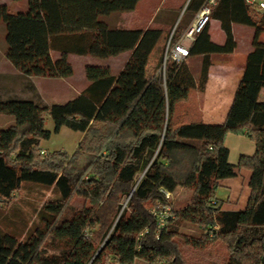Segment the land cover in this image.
<instances>
[{
	"label": "trees",
	"instance_id": "1",
	"mask_svg": "<svg viewBox=\"0 0 264 264\" xmlns=\"http://www.w3.org/2000/svg\"><path fill=\"white\" fill-rule=\"evenodd\" d=\"M26 1L17 11L0 3V22L7 27V57L28 77L71 76L72 53L102 58L131 53L118 74L110 66L88 65L89 84L65 103L49 104L39 94L32 99L0 95V113L16 119L0 127V204L12 202L25 181L54 191L41 209L50 224L73 208L75 197L85 201L79 233L74 241L55 245L56 251L46 246L49 230L39 226L23 238L0 230V264H198L183 245L205 249L217 241L227 245L223 264H264V101L259 98L264 13L246 0H190L186 12L209 6V20L186 58L176 60L170 52L164 60L162 50L152 56L162 28L116 26L105 18L135 10L140 0ZM211 18L220 20L224 44L212 40ZM236 22L254 26L255 35L225 121H174L176 102L192 89H206L211 55L237 47ZM177 30L172 46L188 31L181 22ZM196 55L203 58L198 79L187 60ZM47 115L55 121L54 131L45 127ZM63 126L84 133L77 149L70 154L42 148V140ZM230 132L256 144L255 152L243 154L237 164L225 143ZM244 169L251 171L245 208L223 209L217 189ZM180 186L191 188L212 213L197 221L198 234L182 230L175 209L168 224L158 227L154 210L172 206L166 192Z\"/></svg>",
	"mask_w": 264,
	"mask_h": 264
},
{
	"label": "rangeland",
	"instance_id": "2",
	"mask_svg": "<svg viewBox=\"0 0 264 264\" xmlns=\"http://www.w3.org/2000/svg\"><path fill=\"white\" fill-rule=\"evenodd\" d=\"M157 1L153 0L150 3H142L139 6L137 12L133 14V17L135 16L134 21L133 18H129L127 16V24L139 23V26H141L142 24V26H151L149 25L151 23L150 19L153 15V10ZM0 3H6L10 6L11 10L17 11L22 10V8L25 7L27 1L0 0ZM168 5L169 4L167 3V6L165 8H168ZM160 14L163 15L166 14V12L163 10ZM188 15H190V13L185 12V18ZM137 19H139L138 22H136ZM197 21L198 17L195 23ZM213 21L214 20L212 19L210 24L213 23ZM166 32V37L164 38L161 46H159L158 50L153 55V59H156L159 56L160 51L162 50L163 58L165 60V58L168 57L170 55V52H172L173 50L174 45L172 46L171 42L173 36L177 35L178 30L175 32V29H171ZM185 40L186 36L184 35L182 36L181 41L185 44ZM7 49V27L4 22H0V51H7ZM53 55L57 56V52L53 51ZM123 56L124 55H120L119 58ZM111 57L112 56L102 58L90 54H69V61L74 68V73L71 76L62 78L33 76L38 78H34V81L32 80V82H26V84H28V95L23 96L19 94L12 96H15L17 98L32 99L36 96V94H39L42 100L49 104L68 102L69 100L75 98L89 84L90 81L87 78L86 67L88 65L108 66L110 62L115 64L119 61V59L113 61L111 59L114 58ZM193 61L194 60H191L190 63H192ZM196 65L197 64H195L194 66ZM112 72H116V70L113 68ZM190 93L191 92L188 93L186 98H183L176 102V104H182L176 106L179 108V112H177L176 114V119L178 120L174 121H178L180 123L189 122V120L186 119L185 115L180 112V109L181 107H185V104L183 102H185L186 99L190 98ZM12 116L15 118L14 115ZM2 117L3 116H0V122L5 124V126L13 124L5 123L8 122L9 119H5ZM193 117L194 116H190L189 118ZM45 127L49 130L54 131L55 121L52 116H46ZM83 136L84 133L82 131L73 130L68 126H63L59 132H53L50 139L42 140L41 146L45 150H64L71 154L77 149L79 142L81 141ZM238 181L239 184L236 186V191L238 192L239 197L241 196V199L239 200V203H241L246 194L247 183L244 179L242 180V178H240ZM216 194L219 197L226 198L230 193L220 186L217 189ZM53 196L55 197L56 195L51 188H46L44 185L33 183L30 181L23 182L21 191H19L18 196L16 195V198L12 202L0 204V230L2 232L17 235L20 238H23L24 235L35 226H39L40 229L44 231L49 230L46 246L51 252L57 250V247H55V245L60 247L65 241H74L85 222V217L80 211L85 201L83 200V198L75 197L72 201V204L74 205L73 208L69 209V212H67L66 214H63L59 218V220L57 219V221L55 220L52 224H50V218H44L41 209L44 203ZM169 198L172 202V208L177 211L180 217V226L182 227V230L184 232L198 234L199 226L197 221L199 219H203L204 217L212 216V213L205 209L204 201L197 198L194 195L192 189H188L185 191L181 190L177 192L173 198L172 195ZM183 246L187 253L192 258H194L198 262V264H207L208 262H212L214 264H223L228 254L227 245L222 241H217L216 243L212 244V246L205 249L194 248L186 244H184ZM137 264L142 263L138 262Z\"/></svg>",
	"mask_w": 264,
	"mask_h": 264
},
{
	"label": "crops",
	"instance_id": "3",
	"mask_svg": "<svg viewBox=\"0 0 264 264\" xmlns=\"http://www.w3.org/2000/svg\"><path fill=\"white\" fill-rule=\"evenodd\" d=\"M152 1L153 0H140L135 10L120 13H112L111 15H108L105 18L110 24L116 26H124L128 28L148 27L142 26L143 24L139 26V23L127 24V16L129 18H133L134 21L135 16L133 17V14L137 12L139 6L142 3H150ZM189 1L190 0L157 1L153 10V15L150 19L151 23L149 25L162 28L163 35L159 43L157 44V47L153 51V55L164 41V38L166 37L167 33L166 31H169L171 29L174 30L179 22H181L183 28L185 27L188 30L195 24V21L197 17H199L201 11L197 13H194L193 11L186 12V8L188 6ZM167 3L169 4V7L165 8L167 6ZM26 7L27 3L22 9H25ZM163 10L166 12V14L161 15L160 13ZM185 12L190 13V15H188L186 18ZM212 19L214 21L210 24L211 28H209L211 38L214 42L218 44H224L226 41V33L221 26V22L219 19L216 18H211L210 22ZM138 21L139 19L136 20V22ZM233 33L237 41V47L235 48V50L232 53H213L211 55L212 64L209 68V77L206 89L204 91H199L196 89L190 90V98L186 99L185 102H183L185 104V107H181L180 112L185 115L186 119H188L189 122L203 121L207 123H223L227 117L230 106L234 99L236 88L243 75L247 57L249 53L253 50V38L255 35V27L236 22L233 24ZM185 34L186 32L183 34V36ZM261 40L264 41V32L261 36ZM192 41L193 40L186 39L185 45L189 48ZM130 53V51H126L118 55L112 56L114 59L111 60L113 61L119 59L117 63L113 64L112 62H110V64L108 65L110 66L111 70L113 68L116 70V72H113L114 74H118L122 70L130 56ZM120 55L124 56L119 58ZM187 60L195 77L198 79L202 67V55L190 56ZM191 60L194 61L190 63ZM195 64L197 65L194 66ZM34 78L38 77H28L22 74L9 60V58L7 57L6 50L3 52L0 51V95L3 98H8L12 95L19 94L23 96L28 95V84H26V82L28 83L32 82V80L34 81ZM259 98L261 101H264V88L261 89ZM179 104L182 103H177L175 105V109L173 112L174 120H178L176 119V114L177 112H179V108L176 106H179ZM0 116H3L2 118L9 119V121L5 123H15L16 121V119L12 115H8L7 113H2L0 114ZM188 116L194 117L189 118ZM2 126H5V124L0 122V127ZM225 143L230 150L229 159L234 164H237L239 162V159L243 154L251 155L256 150L255 142L246 135L230 132L226 136ZM250 176L251 171L244 169L241 171L239 176L225 179L222 182L221 187H223L226 191L230 193L226 198L218 196V198L223 200V209L240 210L245 208L250 194ZM240 178H242V180L244 179L247 183L246 194L245 197L242 199L241 203H239L241 196L239 197L238 192L236 191V186L239 184L238 180ZM188 189L191 188L182 186L178 187L174 192H172V198L174 197V195H176L177 192L181 190L185 191Z\"/></svg>",
	"mask_w": 264,
	"mask_h": 264
},
{
	"label": "built area",
	"instance_id": "4",
	"mask_svg": "<svg viewBox=\"0 0 264 264\" xmlns=\"http://www.w3.org/2000/svg\"><path fill=\"white\" fill-rule=\"evenodd\" d=\"M211 3H214L215 0H210ZM246 3L254 8L260 13H264V0H246ZM210 7H205L199 17L198 21L186 32V39L193 40L195 35L201 30V28L206 24L209 20ZM189 49L188 47L181 41L178 42L172 50V56L176 60H183L188 56ZM166 195L170 197L172 195L171 192H166ZM158 209L154 210V214L158 220V227L163 228L168 224V220L170 217L174 216L173 208L171 205H167L166 207L161 206Z\"/></svg>",
	"mask_w": 264,
	"mask_h": 264
}]
</instances>
